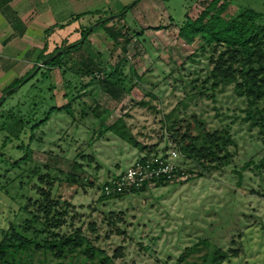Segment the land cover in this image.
<instances>
[{"label":"rangeland","instance_id":"374dc122","mask_svg":"<svg viewBox=\"0 0 264 264\" xmlns=\"http://www.w3.org/2000/svg\"><path fill=\"white\" fill-rule=\"evenodd\" d=\"M107 1L101 15L81 16L63 31L56 30L52 37L58 44L76 41L101 16L134 4L115 17L117 26L129 38L125 52L97 24L86 47L65 55L62 66L52 68L48 77L41 75L46 70L42 67L10 95L7 89L35 64L42 49L12 50L16 57L0 58V96L5 94L4 102L0 101V241L10 222L23 221L26 216L21 206L32 192L29 176L38 163L44 171L62 177L61 172H70L80 178L64 184L72 208L62 230L82 228L110 255L122 246L123 255L110 264H191L201 252L193 253L188 260L179 259L203 238L223 248L238 249L239 254L224 264H264V196L255 191H264V178L254 164L242 167L249 159L258 162L264 156V137L257 126L245 120L247 101L236 93L233 84L211 88L209 46L203 48L199 36L188 42L179 33L185 19L197 16L211 0ZM229 2L225 11L228 17L246 8L264 13V0ZM113 5L120 8L114 10ZM52 44L48 51L53 50ZM89 55L99 62L97 77L84 74L78 78L76 74ZM120 57L126 58L123 72L132 76L134 85L115 96L97 79L103 78L104 69L115 65ZM131 66L142 76H133ZM69 100L73 114L65 108L55 109L46 122L39 123L52 105ZM94 108L98 114H103L104 108L111 111L108 124L124 118L142 145H156L158 150L176 145L168 129L173 121L195 113L208 128L229 129L236 142L230 146L233 162L221 169L204 170L189 158L191 172L184 181L100 200L98 184L146 151L112 130L99 135L92 129L94 124L98 128L100 121ZM37 122L39 125H35ZM90 135L92 143L88 142ZM27 144L31 157L15 166L14 161L26 153ZM82 153L93 159L84 158ZM77 162L84 168H77ZM84 175L95 184H88V180L84 184Z\"/></svg>","mask_w":264,"mask_h":264},{"label":"trees","instance_id":"16d2710c","mask_svg":"<svg viewBox=\"0 0 264 264\" xmlns=\"http://www.w3.org/2000/svg\"><path fill=\"white\" fill-rule=\"evenodd\" d=\"M229 3V0H211L197 16H188L185 19L179 27V33L188 42L199 36L201 46L203 48L209 46L211 50L209 56L211 88L215 89L221 84H233L236 93L244 96L247 101L245 120H248L251 126H257L264 137V13L246 8L228 17L225 11ZM133 5H126L113 15L101 16L97 23L87 28L82 38L76 41H63L51 51H48V43H46L38 62L10 85L7 89L8 95L14 93L18 85L26 84L30 78L42 70V67L46 69L41 73L45 77H48L52 68L61 67V61L65 55L81 51L83 47H86V40L97 24L102 25L110 38L114 40L115 45L121 46L122 51L125 52L129 38L125 37L117 26L115 17L125 14ZM53 30L54 28H50L46 36H49ZM125 59V57H120L115 65L106 67L105 76L103 78L98 76L97 79L107 92L115 96H118L122 89L131 90L134 85L132 76L128 77L123 72ZM40 62L43 64L40 65ZM83 63L84 68L76 71L77 77H82L84 74L97 77L95 71L99 67V62L89 55ZM62 69L65 71L66 67ZM131 72L133 76H142L133 66H131ZM82 85L86 86V83ZM64 95L68 96V93ZM4 96L5 94L0 96V101L3 99L2 103ZM72 99H76V96ZM62 108L67 109L71 114L74 113L72 102L69 100L63 105H52L39 123L46 122L55 109ZM94 110L100 121L99 127H95L94 124L92 129L97 130L99 135L112 130L121 138L145 149L148 153L157 150L156 145L148 148L142 145L130 131L124 118L119 117L113 123L108 124L106 120L111 111L104 108V113L98 114L96 108ZM168 129L175 144L202 169H221L233 162L234 152L230 150V146L235 145L236 142L228 128H208L193 113L191 117L176 118ZM92 139L90 135L88 142L92 143ZM26 146V153L14 161L15 166L20 165L21 160L31 157L32 151L29 149V144ZM82 156L89 160L93 159L90 154L82 153ZM252 164L263 174L264 178V156L258 162L249 159L242 167L247 168ZM75 166L84 168L79 162ZM61 173L64 177L53 174L50 170L44 171L40 164H36L29 176V186L32 192L27 195L25 203L21 206L26 212L24 220L12 221L3 229V237L0 241V264H51L53 259H55V264H66V261L71 264H110L115 258L123 255L122 246L110 255L104 248L96 245L80 227L70 231L62 230L68 222L72 208V201L65 195L64 186L80 178L70 172ZM199 173L203 174V171ZM83 180L85 184V180H88L87 175H84ZM87 183L95 184L92 178ZM105 183L103 181L98 184V188L101 189L100 200L124 195L105 194L102 191ZM142 190L145 189L135 192ZM255 191L264 196V191ZM198 252L201 253L191 259V264H224L225 261L239 254L237 248H223L212 240L203 238L194 246L189 247L179 260H188L189 256Z\"/></svg>","mask_w":264,"mask_h":264},{"label":"crops","instance_id":"0c3cea01","mask_svg":"<svg viewBox=\"0 0 264 264\" xmlns=\"http://www.w3.org/2000/svg\"><path fill=\"white\" fill-rule=\"evenodd\" d=\"M107 2V0H0V58L16 57L12 52L17 49L37 47L43 49L46 43L49 49L51 42L54 47L57 46L58 40L52 37L56 30L63 31L81 16L93 13L101 15V9ZM117 8L120 6L112 9L118 10ZM77 15L80 17H76ZM50 28L54 30L46 36ZM38 59L39 56L37 61Z\"/></svg>","mask_w":264,"mask_h":264},{"label":"built area","instance_id":"2783aa9c","mask_svg":"<svg viewBox=\"0 0 264 264\" xmlns=\"http://www.w3.org/2000/svg\"><path fill=\"white\" fill-rule=\"evenodd\" d=\"M189 158L177 145H168L150 153L141 152L122 171L105 180L102 191L107 195L133 193L190 176Z\"/></svg>","mask_w":264,"mask_h":264},{"label":"water","instance_id":"95a60500","mask_svg":"<svg viewBox=\"0 0 264 264\" xmlns=\"http://www.w3.org/2000/svg\"><path fill=\"white\" fill-rule=\"evenodd\" d=\"M58 53H60V51H58Z\"/></svg>","mask_w":264,"mask_h":264}]
</instances>
